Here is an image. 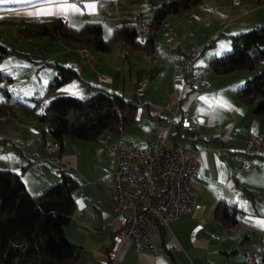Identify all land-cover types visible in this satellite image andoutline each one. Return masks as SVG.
Listing matches in <instances>:
<instances>
[{
  "label": "crops",
  "instance_id": "1",
  "mask_svg": "<svg viewBox=\"0 0 264 264\" xmlns=\"http://www.w3.org/2000/svg\"><path fill=\"white\" fill-rule=\"evenodd\" d=\"M121 1L138 3L136 1L140 0H51L47 3L43 0H6L5 3H0V21L4 20L0 25V32L6 37H14L15 22L21 19L59 17L73 27H80L88 21H100L104 33L102 20H112L113 17L103 12V5L117 9ZM61 3L76 4L80 11L61 9ZM89 3H95L96 9H88L86 5ZM42 9H53L59 14L35 15ZM249 13L250 10L244 11L241 16ZM260 25H264V21L261 24L239 23L232 26L230 35ZM184 37H178L177 40ZM79 45L80 43L67 42L69 53L63 57L64 65L70 62L80 63L76 52ZM170 46L175 48L176 45H165V53L166 47ZM129 47L124 48L128 50ZM134 50L136 51L133 52L129 63L128 51L124 53L123 58L114 51H97V54L92 52V60L83 61L80 72H77L88 84L84 89L85 97L93 93L96 87H100L140 104L137 121L133 125H143V121L147 120V125L153 126V136L146 137L144 142L127 139L150 149L154 147L160 122L173 118L175 125L172 134L180 131L181 138L178 143L184 145L199 162L195 188L199 193L200 203L193 211L184 213L180 220L154 236V250L139 251L132 241L126 240L121 246L117 261L112 263L108 252L112 234L119 226L113 209L117 195L113 173L122 164V159L119 156L113 157L116 159L112 173L108 174L105 180L95 177L92 171H84L80 153L65 154L64 144L63 149L59 148L57 151L60 164L67 165V173L79 181V187L74 193L76 208L69 225L65 227L66 236L81 248L76 264H250L251 258L256 259L255 264H264V225L261 224L264 222V117L254 115L252 107L242 103L237 94L238 88L243 86L249 74L247 71H238L229 75H218L210 69L208 60L200 63L196 58L195 72L205 73L206 80L203 84L192 83L189 81V75L185 73V64L190 54L196 51H186L180 59L168 50V55L165 56L164 53L161 60H154L149 64H146L147 60H143L146 66L135 68V64L141 59L142 51ZM153 55L156 58L160 56L157 44ZM171 60L173 75L170 83H166L164 64L168 62L169 65ZM127 66L130 67L129 78L121 72L122 68ZM134 68L137 69L135 74ZM89 70H96L97 77H91ZM100 77L108 79L101 81ZM144 77L148 78V92L146 89L143 98H139L135 89ZM67 92L66 94H71L69 90ZM10 113L5 111L3 115ZM185 120L200 124L201 132L209 139L202 138L197 131L185 130ZM123 132L124 130L119 134ZM103 135L95 142H100ZM44 137L46 142L51 141H47L46 134ZM123 137L109 140L108 143H115ZM174 144L177 143L171 136L170 145ZM41 162L32 158L24 166L32 170L40 165L49 168L44 159ZM25 171L20 174L32 194L41 193L61 179L56 176L48 178L44 172L39 171L37 175L41 179H29L23 173ZM249 189L258 191L257 195H249ZM243 200L255 205L249 217L244 220L240 214L248 211L241 207ZM220 204L225 205L229 211H238L236 225L225 226L216 218Z\"/></svg>",
  "mask_w": 264,
  "mask_h": 264
},
{
  "label": "trees",
  "instance_id": "2",
  "mask_svg": "<svg viewBox=\"0 0 264 264\" xmlns=\"http://www.w3.org/2000/svg\"><path fill=\"white\" fill-rule=\"evenodd\" d=\"M203 0H162L155 8L150 21V33L144 43L137 42V22H125L116 26L112 35L105 38L100 21H88L73 27L62 18L21 19L15 22V36L6 37L0 32V63L19 53L15 42L21 39L48 37L51 41L67 39L75 43H88L97 51L109 53L117 42L124 41L133 49L153 53L155 38L169 15L189 10ZM260 3L262 0H255ZM4 22L0 21V25ZM12 37L13 45L7 41ZM234 50L210 59V69L218 75L238 71H256L264 62V25L232 35ZM198 57V56H197ZM57 75L51 80L47 92L56 91L78 77V73L64 64L52 63ZM0 69V114L9 108L10 91L2 85L11 80ZM238 99L252 107L254 115L264 117V69L246 79V85L238 88ZM140 104L123 95L96 87L86 97L62 94L54 98L38 115L41 122L50 124V133L59 148L63 149L66 137L89 142L98 141L105 132L119 134L137 121ZM175 125V124H174ZM177 144L180 131L171 135ZM61 179L39 194H32L22 175L10 169L0 168V257L1 264H76L81 248L65 234L76 208L75 191L79 181L61 171ZM258 191L248 190L249 195ZM216 218L225 226L238 223V211H229L220 204Z\"/></svg>",
  "mask_w": 264,
  "mask_h": 264
},
{
  "label": "rangeland",
  "instance_id": "3",
  "mask_svg": "<svg viewBox=\"0 0 264 264\" xmlns=\"http://www.w3.org/2000/svg\"><path fill=\"white\" fill-rule=\"evenodd\" d=\"M239 1L241 3L235 5L233 3L234 0H203L199 4L193 5L189 10H182L177 14L169 15L155 38V46L156 44L159 46L160 56L156 58L153 53L142 51L140 52V61L147 60L148 63L146 64H149V62H154V60H161L165 53L164 46L168 43L176 46L175 48H172V46L166 47L165 56L168 55V50H170V52H174L176 56L182 59L186 51L193 52L194 50L197 52V59L200 63H205L207 60L210 62L213 57L231 53L234 50L232 35H230L232 26L239 23L250 24L256 22L261 24L264 21V0L260 3L255 0ZM136 2L138 3L121 1L117 9H112L110 5H103V12L109 17H113L112 20H102L104 22L103 34L105 38H109L112 35L116 25L131 21H138L141 24L149 23L154 15L155 8L162 0H140ZM249 10L251 13L241 16L244 11ZM181 36L185 37L182 40H177ZM67 42H69L67 39L51 41L48 37L21 39L15 42L19 53L12 54L1 61L0 69L12 79L4 82V86L9 89L11 94L9 99L10 109L5 111L11 113L10 115H3L5 113L3 111L0 114V168L18 171L19 173L26 170L23 173L29 179H41L37 175V171L44 172L48 178L52 176L61 178L59 153L47 150L44 135H47V141L55 142L56 140L50 133V124L41 122L38 115L43 112L46 104L57 96L68 93V90L71 93L68 95L77 97H85L86 95L84 94V89L88 87V84L84 78L79 76L59 90L47 92L51 80L57 75V69L52 63L64 64L63 57L69 53L66 46ZM7 43L13 45L12 37L9 38ZM85 45L90 46L92 52L97 54V50L88 43H80L78 47ZM112 51L122 56V58L124 53L128 51L129 63L132 60L133 52L136 50L131 47L127 50V48L121 47V42H117L114 44ZM140 61L135 64V68L146 66L144 61L141 63ZM172 65V60L169 65L168 62L164 64V79L166 83H170L172 79ZM129 68L127 66L121 70L123 76L126 75L128 78L131 74L128 71ZM135 68L133 69V74L137 72ZM160 68L163 70L162 67ZM263 69L264 62L258 65L256 71H247V73L249 77H252ZM88 73L93 78L97 77L96 70ZM145 78L147 77L142 78L141 81ZM245 85L246 81L243 86ZM5 98L3 91L0 90V100ZM146 121L144 120L142 123L144 125L145 122L144 126L137 123L125 129L122 134L106 132L100 142H89L66 137L64 152L67 155L80 153L82 169L90 173L92 171L95 177L105 178L106 180L108 174L112 173L116 158L110 157L105 149L115 145L121 139L130 138L136 142H144L146 137H152L153 126L152 124L147 125ZM119 137L123 138L115 143H108L109 140L114 141L119 139ZM15 139L18 140L17 144L12 143V140ZM3 157L11 158L5 159ZM32 158L38 159L39 162L44 159L49 168L45 165H40L32 170V168L24 166ZM241 207L248 211L240 214L244 220L249 217V213L255 208V205L248 202V200H243Z\"/></svg>",
  "mask_w": 264,
  "mask_h": 264
},
{
  "label": "built area",
  "instance_id": "4",
  "mask_svg": "<svg viewBox=\"0 0 264 264\" xmlns=\"http://www.w3.org/2000/svg\"><path fill=\"white\" fill-rule=\"evenodd\" d=\"M235 5L240 3L234 0ZM150 33V22L141 24L137 21V42H144ZM123 47L126 43L122 41ZM80 63L70 62L67 67L80 72L82 62L92 60L90 46H80L76 50ZM197 52H193L186 60L185 73L190 82L205 83L206 74L196 73L194 64ZM108 78L100 77L101 81ZM148 79L139 82L136 93L144 95ZM173 118L160 122L156 132V141L152 149L130 140L121 139L115 145L106 149L111 157L119 156L122 164L113 174L117 195L113 204L119 223L112 234V243L108 256L112 263L118 258L122 244L132 241L139 251L154 250V236L162 229L180 220L186 212H191L200 203V196L195 188L199 175V162L188 149L181 144L170 145ZM185 130L199 132L206 140L209 138L201 132L200 124L189 120L183 123ZM17 139L12 143H17ZM49 152H57L59 144L54 141L46 142ZM60 171L67 172L69 167L59 165ZM256 259L251 258L250 264Z\"/></svg>",
  "mask_w": 264,
  "mask_h": 264
},
{
  "label": "snow or ice",
  "instance_id": "5",
  "mask_svg": "<svg viewBox=\"0 0 264 264\" xmlns=\"http://www.w3.org/2000/svg\"><path fill=\"white\" fill-rule=\"evenodd\" d=\"M6 0H0V3H5ZM43 2H51V0H43ZM86 7L90 10H95L96 9V4L95 3H89L86 5ZM60 8L61 9H68L71 8L74 11H80V9L77 7L76 4H67V3H61L60 4ZM30 15H34L33 13H29ZM39 14H59L58 12H54L53 9H42L40 10L39 13H36L35 15H39ZM201 99H204L203 97H201ZM5 159H10L11 157H3ZM262 225H264V222H261Z\"/></svg>",
  "mask_w": 264,
  "mask_h": 264
}]
</instances>
